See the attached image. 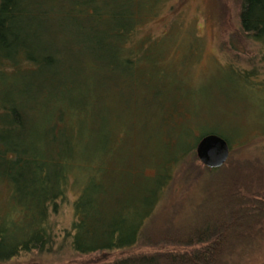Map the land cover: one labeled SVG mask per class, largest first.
<instances>
[{"label": "trees", "instance_id": "16d2710c", "mask_svg": "<svg viewBox=\"0 0 264 264\" xmlns=\"http://www.w3.org/2000/svg\"><path fill=\"white\" fill-rule=\"evenodd\" d=\"M167 1L0 0V263L49 252L61 237L79 254L139 243L174 247L77 264H229L236 247L251 243L253 231L263 234L257 226L264 216L255 206L264 209V155L242 172L236 159L224 168L233 141L247 153L252 138L264 137V0H236L235 26L251 44L252 59L222 62L228 75L220 78L234 84L232 93L212 88L208 95L192 90L196 82L185 75L168 91L149 85L162 67L179 62L172 48L153 61L159 51L154 43L174 37L172 27L185 34L177 16L160 35L140 32ZM188 33L189 50L198 56L201 41ZM243 88L259 100H250L255 117L205 107L242 97L236 90ZM134 98L151 107L156 123L136 126ZM208 133L229 145L217 167L195 156L196 143ZM193 161L210 188L191 219L168 230L152 226L179 167ZM252 185L256 189L247 194ZM68 193L72 218L59 229L52 215Z\"/></svg>", "mask_w": 264, "mask_h": 264}, {"label": "rangeland", "instance_id": "374dc122", "mask_svg": "<svg viewBox=\"0 0 264 264\" xmlns=\"http://www.w3.org/2000/svg\"><path fill=\"white\" fill-rule=\"evenodd\" d=\"M179 1L177 9L173 10L170 4H176L178 0H168L165 5L161 6L157 16L145 24L144 27L141 28L140 32L142 34L149 33L156 36L160 35L166 30L170 20L172 21L173 18L177 16L178 20H180L179 22L181 27L184 28V33L189 35L188 31L191 30L194 32V35L196 34L197 39L201 41L199 55L197 56L198 53L195 51L192 55V51L189 50L188 42L190 38H188L185 34L177 35V33H173L175 30L172 27L173 29L171 28L170 33L174 37L167 36L166 41H157L154 43V46H159V51H153V61L163 57L167 54L169 49L172 48L175 53L179 52V62L173 68L169 66L165 67L163 65L165 69L162 67V71L152 75L153 78L149 82V85H152V87L155 88L157 85L161 86L160 84H162L165 91H168L169 84L171 82L176 84L175 80L178 79L179 76L180 79L183 80L182 78H184L183 76L185 75L193 79L192 82H196V84L190 86V88L196 92L202 90L206 95H208L211 93L209 90L216 88L218 91H222L225 94L230 92L232 93L231 86L234 84L232 82L226 83V81H228L226 78H220L222 75L223 77L228 75V69L222 64V62L224 63L225 61H228V59L232 58L242 59L244 57L246 60L252 59L250 55L253 51L251 44L246 42L240 36L239 31L235 26V9L237 6L236 0ZM233 37L238 41H233ZM226 40L229 41V47L227 46ZM219 41H222L220 46L218 44ZM168 62L169 59L166 60V63ZM236 65L241 67L238 63ZM222 79L226 81H221ZM181 83L182 86H186L187 81L185 82L186 84L182 81ZM236 91L240 92V96L242 97L236 96L230 101L214 100V102H208L205 107H207L209 111L213 112L214 110L233 109V113H236L234 115H238L242 109L245 112L243 115L244 117L247 118L248 115L252 118L255 117L257 113L252 108V102H250V100H256L258 102L259 100L247 94L248 92L245 88ZM252 91L254 90L252 89ZM215 94L216 96H219L217 93ZM241 98L242 100L245 98L246 103L242 102V100L240 101L239 99ZM262 104L264 107V103ZM130 105H132L131 109H134L135 111L133 121L136 126H138V124L139 126L145 124L149 125L148 123H154L155 120H157L151 113V107L141 105L135 98L130 101ZM233 117L236 118V116ZM233 117L232 121L235 123V119ZM259 123L262 130H264V119L263 122L259 121ZM249 125H251V122ZM225 131H229L235 135L236 129L228 127ZM250 135H253V133H249V136ZM256 139L257 138H252L250 140L251 142L249 148L247 149V153L239 151V149L236 148V142L231 141L234 147L233 158H231V161L226 163L224 171H229L228 168L232 167L234 165V161H236L238 170L242 172L244 167H246L244 164L248 161L261 158V155H264V137ZM233 159L236 160L233 161ZM196 164L197 163L195 161L192 163L187 162L186 166L179 167L175 179H173L169 188L166 189V193L164 194L162 201L159 203L157 210L154 212L152 226L168 230L169 228L175 227L179 224L187 223L191 219L193 206L199 203L200 199L210 188L207 184V180L205 179V181H203V171ZM258 165L261 166L260 164ZM198 178L202 183H198ZM253 180L258 181L255 180V177ZM260 180H262V184H264V175L261 176ZM255 189L256 186L254 185L251 187L247 186L245 192L250 194ZM230 190L231 188L227 191L229 192ZM71 194L68 193V199L66 198L65 200L59 202L56 212L52 215L54 223L59 229L68 227L72 218V205L70 201L72 199ZM231 195L229 194V196ZM255 208L258 209V212H262V215L264 216V209H261L259 206H255ZM203 220H205V218ZM262 223L264 224V222ZM260 226L262 230L260 233L263 234H259V232L257 234L256 231H253V233H251L253 235L251 243L246 245L242 244L236 247L231 254L232 256H229V258H231L229 264H264V225H259L257 228ZM54 244L55 245L52 247V250L49 252L36 253V251H33L31 254L20 253L9 262L0 264L99 263L113 259L120 255L130 254L135 251L152 252L153 250L158 249L173 251L174 249V247L171 246L166 247V244L165 246L156 245L157 247L152 249L147 245L139 243L136 246L109 254H105L103 252L79 254L67 247L64 238H58Z\"/></svg>", "mask_w": 264, "mask_h": 264}, {"label": "water", "instance_id": "95a60500", "mask_svg": "<svg viewBox=\"0 0 264 264\" xmlns=\"http://www.w3.org/2000/svg\"><path fill=\"white\" fill-rule=\"evenodd\" d=\"M195 155L207 167H217L226 161L229 155L227 140L219 134L208 133L196 143Z\"/></svg>", "mask_w": 264, "mask_h": 264}]
</instances>
